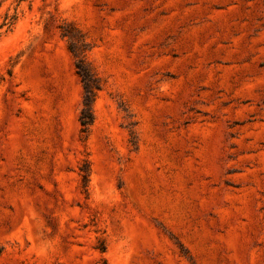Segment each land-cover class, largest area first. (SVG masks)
<instances>
[{
	"label": "rangeland",
	"instance_id": "obj_1",
	"mask_svg": "<svg viewBox=\"0 0 264 264\" xmlns=\"http://www.w3.org/2000/svg\"><path fill=\"white\" fill-rule=\"evenodd\" d=\"M62 26L99 79L87 133ZM0 264H264V0L24 2L0 35Z\"/></svg>",
	"mask_w": 264,
	"mask_h": 264
},
{
	"label": "trees",
	"instance_id": "obj_2",
	"mask_svg": "<svg viewBox=\"0 0 264 264\" xmlns=\"http://www.w3.org/2000/svg\"><path fill=\"white\" fill-rule=\"evenodd\" d=\"M32 0H0V35L10 30L19 20L24 2ZM62 33L69 38V47L76 60L77 73L84 86L83 109L80 115L82 131L87 133L93 123V103L100 87L99 79L85 56V46L77 43L72 31L62 26ZM84 177L87 179L88 174Z\"/></svg>",
	"mask_w": 264,
	"mask_h": 264
}]
</instances>
